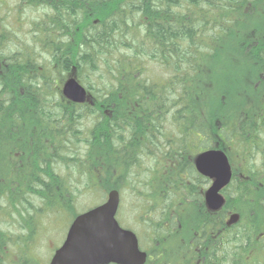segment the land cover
Instances as JSON below:
<instances>
[{
	"label": "trees",
	"instance_id": "16d2710c",
	"mask_svg": "<svg viewBox=\"0 0 264 264\" xmlns=\"http://www.w3.org/2000/svg\"><path fill=\"white\" fill-rule=\"evenodd\" d=\"M23 1L42 12L29 39L0 23V212L19 227H0V264H37L45 216L66 211L72 222L80 194L101 203L126 183L143 234L124 228L162 264L178 237L200 242L199 232L215 261L226 246V263L264 253V0ZM234 65L262 79L249 106L239 82L251 111L216 109L221 91L228 100L235 91ZM71 75L88 91L85 104L61 94ZM211 148H229L240 166L218 212L193 166ZM233 213L239 221L228 226Z\"/></svg>",
	"mask_w": 264,
	"mask_h": 264
},
{
	"label": "water",
	"instance_id": "95a60500",
	"mask_svg": "<svg viewBox=\"0 0 264 264\" xmlns=\"http://www.w3.org/2000/svg\"><path fill=\"white\" fill-rule=\"evenodd\" d=\"M61 93L73 104H84L89 99L86 88L72 75L63 83ZM194 165L199 174L212 180L204 195L207 208L220 210L225 203L221 190L232 177L227 155L220 149L205 150L195 157ZM119 205L120 194L113 189L104 203L77 215L48 264H145L147 254L140 249L136 234L122 228L116 219ZM238 221L239 215L234 213L227 225Z\"/></svg>",
	"mask_w": 264,
	"mask_h": 264
},
{
	"label": "rangeland",
	"instance_id": "374dc122",
	"mask_svg": "<svg viewBox=\"0 0 264 264\" xmlns=\"http://www.w3.org/2000/svg\"><path fill=\"white\" fill-rule=\"evenodd\" d=\"M4 3L0 6V23H2L3 29L6 32L5 29L11 28L13 33L11 35H8L10 31L7 33L8 36H10L12 39L18 38L19 40H27L29 39V27L30 23L35 20V17H38L39 14H41V10L39 8L35 7H30L26 4L25 1L23 0H3ZM235 45H232V48H234ZM10 48H14L13 44H10ZM221 54V53H220ZM222 56V54H221ZM8 56L3 55L0 60L7 61ZM2 61V62H3ZM231 65V64H230ZM210 67V77H212V73L215 75L218 74L219 72V65L216 64L214 65L213 63L209 65ZM233 71L231 74V79L234 80V90L233 95L230 97V100L226 99L223 96H230V94L221 91V95L216 96V109H219L220 112H222L224 109L227 108V106H235L236 104L241 107L239 109H247L251 111L253 108L251 107H243V104L241 101L242 98L240 96L236 95L238 92V86L240 80H242L243 83V90L244 93H246L245 98H247L244 102L246 106L251 105V103H255V92L263 89V85L261 84L262 79L256 78L254 81H251V72H255L251 68H240L239 65H234ZM245 69V70H244ZM250 70V71H249ZM246 74L248 76H246ZM261 78V76H259ZM66 80V79H65ZM64 80V81H65ZM97 76L95 75H90L86 81L87 84H89L93 88H97L96 84ZM63 81V82H64ZM248 81V82H247ZM238 96V97H237ZM210 97V96H208ZM227 106H226V104ZM227 149V148H226ZM227 151L230 152V149L228 148ZM226 151V152H227ZM228 155V154H227ZM233 158V156L231 157ZM236 158V156H234ZM233 158V159H234ZM232 167L234 170H238L240 166L232 160ZM138 173L141 172V170L137 169ZM134 172L135 174H137ZM134 184V183H133ZM100 203V199L98 198L97 194H94L92 196H87V195H79L76 201V206L80 207L76 214H81V212H86L91 208H94L102 203L105 202V197L102 199ZM51 213L48 216H45L42 220L41 223L43 225L42 232L40 234L41 238L37 240L33 247V251L35 254H33V258L36 261L37 264H48L52 254L61 246V244L64 241V238L66 236L68 227L70 225L72 215H69L66 211H62L61 214H55ZM230 215V214H229ZM228 215V216H229ZM17 218L13 217L10 218L7 216V213L4 211L0 212V227L6 230H11L12 228L16 227L18 229L19 227L16 224ZM117 221L121 227H129L132 229L138 230L139 234H143V230L140 227L138 221V215H137V205L134 203V195L132 192V188L130 186V183H126L124 185V190L120 192V207L119 211L117 214ZM138 228V229H137ZM258 233V232H257ZM257 235V234H256ZM138 236V235H137ZM257 240V238H256ZM184 244L182 243H177L171 245L172 247V252L169 254L168 258L166 259V264H174L175 260L174 257L178 251H182V247ZM234 246V245H233ZM247 250V248H246ZM245 250V252H247ZM223 255L229 256L232 251V247H227L224 248ZM242 251V249H241ZM250 252V248L248 250ZM262 250L261 252H263ZM31 254V252H30ZM14 259L17 258L12 254ZM184 257L186 254H183ZM188 257V255L185 257V259ZM231 264L233 263L232 260L228 261L226 264Z\"/></svg>",
	"mask_w": 264,
	"mask_h": 264
},
{
	"label": "flooded vegetation",
	"instance_id": "af4514ba",
	"mask_svg": "<svg viewBox=\"0 0 264 264\" xmlns=\"http://www.w3.org/2000/svg\"><path fill=\"white\" fill-rule=\"evenodd\" d=\"M214 149H218V148H214ZM220 150H222V149H220ZM226 155H227V153H226ZM228 159H229V156H228ZM194 160H195V158H194ZM194 160H193V166H194V169L196 171L197 177H199V179H204V187L203 188L201 187V184H200V193L202 194V198H203L204 203H205L204 195H205L206 190L211 186L212 180L202 176L201 174H199L197 172L195 165H194ZM229 163H230V165L232 164V161L230 159H229ZM231 170H232V177H231L230 182L232 181V178L234 176V171H235L233 169L232 165H231ZM229 184L227 186H229ZM188 185H190V184H188ZM225 188H223L221 190V194L223 195V197H224V189ZM220 210H218V211H220ZM209 211H211V210H209ZM218 211H212V212H218ZM225 222H227V219H225ZM177 228H180V225H177ZM188 238H189L188 243H186L185 241L182 240V239H184L183 237H178V240H179L178 243H182V244H184V246L189 245L190 247H192L191 249L187 248V249H189V252L187 253L188 258L185 259V257L187 255L184 257V255L177 253L174 257V260H175L174 264H226V262L224 261L226 255H223V253H218V256H217V258H219L218 261H215L216 258L212 259V253H210V251H209L210 244H207V242L202 243V235H200V232L197 235V238L200 240V242H195V237H193L192 239H190V237H188ZM143 251L146 252V254H147L145 264H158L159 262H160V264H162L163 258L161 260L159 259V256L162 257V254H157V253H152V252L150 253L149 250H146V249ZM246 255L243 258H241L243 261L239 260L236 264H264V253H262V254L250 253V254H246ZM261 255H262V257H259Z\"/></svg>",
	"mask_w": 264,
	"mask_h": 264
}]
</instances>
